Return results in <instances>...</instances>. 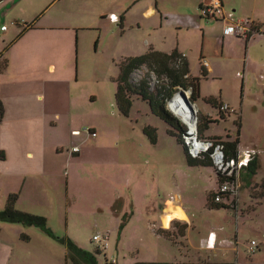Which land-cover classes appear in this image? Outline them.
<instances>
[{
    "label": "rangeland",
    "instance_id": "obj_1",
    "mask_svg": "<svg viewBox=\"0 0 264 264\" xmlns=\"http://www.w3.org/2000/svg\"><path fill=\"white\" fill-rule=\"evenodd\" d=\"M149 1L0 4V26L13 29L1 39L8 65L0 68V97L8 98L9 112L0 121V210L17 194L16 209L45 217L55 235L93 253L98 264H202L236 254L240 263L264 264L258 187L264 179V0H230L225 19L201 16L199 0H157L165 24L159 13H142ZM183 16L186 22L176 25ZM239 20L260 32L246 46L235 38L222 52L224 29ZM150 46L187 55L190 75L199 79L195 106L214 121L206 134L238 137L239 154L258 156L257 173L242 169L237 196L222 200L226 207H207L213 169L187 164L169 125L146 101L134 95L128 115L116 106L120 63ZM49 61L54 73L46 69ZM202 61L214 73L202 76ZM139 79L153 93L168 87L165 75L145 65L131 75L132 82ZM210 98L229 105L223 117ZM145 126L156 129V143ZM177 194L174 206L188 220H177L184 214L170 203L161 218L164 198ZM94 234L105 236L107 246L93 241ZM0 236L12 243L10 264H73L65 261V246L36 226L0 221Z\"/></svg>",
    "mask_w": 264,
    "mask_h": 264
},
{
    "label": "trees",
    "instance_id": "obj_2",
    "mask_svg": "<svg viewBox=\"0 0 264 264\" xmlns=\"http://www.w3.org/2000/svg\"><path fill=\"white\" fill-rule=\"evenodd\" d=\"M5 0H0V3ZM120 24L122 21L120 20ZM32 23L27 25V28H31ZM255 32L259 33L260 26L255 24L253 26ZM26 29V28H25ZM180 53L176 50H173L170 53H164L153 48H149L147 52L139 54L136 56L127 57L122 60L119 67V75L117 78V88L115 92V103L118 110L124 114L128 115L129 110L132 105L133 96L141 98L149 104L151 112L164 120L170 127L168 133L174 136L179 145L182 146L186 162L189 166H212L209 158H191L186 150V147L183 144L182 134L184 132V127L181 122L173 116L166 108V101L171 97L175 92L177 86L183 88L191 87V100L196 101L199 91V79L189 75V67L187 61L184 59L183 63L179 66H175V58L178 57ZM7 64L6 59L3 56V53L0 52V68L5 67ZM147 66L151 70L155 71L157 76L160 77L165 75L168 80V87L161 86L156 93L150 91L148 83L144 79H139L136 82L131 81L132 73L139 69L141 66ZM203 74V75H202ZM185 75H187L185 77ZM201 75L205 76L206 71L204 67L201 69ZM209 102L213 103L216 107L219 108V105L222 103H215L214 99H208ZM228 111V110H227ZM226 112V111H224ZM224 112H220L223 117ZM214 122L208 115H199L198 130L199 134L203 138H209L212 140L221 141L224 150L228 156H237L238 154V137L234 140H227V138L214 137V136H205L204 132L207 130L208 125ZM144 134L148 137L151 143H156V129L151 126H145L143 128ZM243 169H246L251 174H256L258 169L257 156L255 154L254 158ZM218 182L219 176L216 174ZM258 187L262 190L261 197L264 198V179L259 183ZM18 195L11 193L8 195L7 200L3 209L0 210V221H8L13 223H20L28 226H36L42 232L57 240L63 244L66 248L65 252V261H71L73 264H98L93 253L88 252L76 243H74L69 238L59 237L53 233L51 229L47 227L46 218L41 215H35L27 212L20 211L15 208V201ZM229 198V195H226ZM225 197V198H226ZM206 205L210 209H219L226 207L221 202L213 201V192L207 194ZM123 225H121L122 227ZM21 238L28 239L24 234L21 235ZM99 253V251H97Z\"/></svg>",
    "mask_w": 264,
    "mask_h": 264
},
{
    "label": "built area",
    "instance_id": "obj_3",
    "mask_svg": "<svg viewBox=\"0 0 264 264\" xmlns=\"http://www.w3.org/2000/svg\"><path fill=\"white\" fill-rule=\"evenodd\" d=\"M200 14L207 19H225L222 0H207L203 2L200 6ZM110 19L116 21L118 17L115 14H111ZM0 29L5 30L6 26L2 25ZM254 32L253 25L249 20H239L235 25H229L224 29L225 34L234 33L237 37L244 39H249ZM184 59L185 55L180 53L175 58V66L181 65ZM202 65L207 67L208 62L202 61ZM190 97L191 87L183 88L177 86L174 94L167 99L166 108L184 127L182 134L183 144L189 156L197 159L208 157L215 173L219 176L218 186L213 191V201L222 202L226 195H229V197L232 195L235 198L238 192L240 173L250 160L254 158L256 152L253 150L246 151L243 155L238 153L235 157L228 156L221 141L201 137L198 130L199 110ZM219 110L222 112L227 111L229 110V105L221 103ZM73 151H77V149L74 148ZM92 240L103 243L104 247L107 246L105 236L94 234ZM255 244L254 240L250 242V251L254 250Z\"/></svg>",
    "mask_w": 264,
    "mask_h": 264
},
{
    "label": "crops",
    "instance_id": "obj_4",
    "mask_svg": "<svg viewBox=\"0 0 264 264\" xmlns=\"http://www.w3.org/2000/svg\"><path fill=\"white\" fill-rule=\"evenodd\" d=\"M8 0H5V1H3V2H1L0 4H3V3H5V2H7ZM205 1H207V0H199V3L200 4H202L203 2H205ZM230 0H222V9H223V15H225L224 13H225V11L227 10V4H228V2H229ZM234 10V9H233ZM143 14H145V15H147V16H151V17H153L155 14H157V13H159L160 14V17H161V19H162V22H163V24H165V22L168 20V17H167V14L165 13V12H162L161 10H160V7L158 6V3H157V0L155 1V3L154 2H152L151 0L147 3V5L145 6V8H144V10H143V12H142ZM164 16H166V18H163ZM184 17L185 16H183V17H180L177 21H176V25H180V24H183V23H185L186 22V20L184 19ZM120 20L121 21H123V17H120ZM3 24H1V26H2ZM0 26V27H1ZM33 27V26H32ZM31 27V28H32ZM30 28V29H31ZM28 28H26L25 30H27ZM11 31H13V29L11 28H9V27H6V29L5 30H1L0 29V52H4V49H2V47H3V43H4V41H1V39H5L6 37H9V34H10V32ZM252 37V36H251ZM250 37V38H251ZM235 38L236 39H238V40H242L243 41V44L246 46V44H247V42L249 41V39H244V38H240V37H237V36H235V35H232L231 33H229V34H225L223 37H222V41H223V44H222V52H224L225 50H227V47H228V49L230 50V43H232V42H235ZM15 39H17V38H15ZM149 48H153V49H155L154 47H152V46H150ZM148 48V49H149ZM155 50H158V49H155ZM173 50H176L178 53H183L184 55H185V60L187 61V63H188V59H187V55L184 53V52H179L178 51V49L177 48H173V49H171L170 51H163V50H161V52H164V53H170V52H172ZM245 50H246V48H245ZM158 51H160V50H158ZM147 52V51H146ZM145 53V52H144ZM3 56H4V54H3ZM5 58V57H4ZM6 59V58H5ZM6 61H7V59H6ZM6 65H8V62H7V64ZM188 67H189V63H188ZM202 67L203 66H201V69H202ZM3 70L4 69H6V67H4V68H2ZM46 69H47V71H49V72H51L52 71V73H54V71H55V64L52 62V61H49L48 63H47V65H46ZM1 70V69H0ZM204 70L206 71V75L208 74V72L210 73H214V66H213V64L211 65V64H209L208 63V66L207 67H204ZM201 71V70H200ZM189 75H190V71H189ZM191 76V75H190ZM193 77V76H192ZM5 99H8V98H6V97H0V108H1V113H0V121L2 120V118H3V116H6L7 114H8V112H9V110H8V107H7V102H5L4 100ZM195 102V101H194ZM204 115V114H203ZM207 131V130H206ZM204 134L206 135V136H208L207 134H206V132H204ZM211 136V135H210ZM183 149V148H182ZM184 152V151H183ZM29 156L30 155H32V153L31 152H28L27 153ZM1 159V158H0ZM2 159H5L4 158V155L2 156ZM257 162H258V156H257ZM258 166H259V163H258ZM209 167H211L212 169H213V167L212 166H209ZM244 170H246V169H244ZM213 171H214V169H213ZM214 173H215V171H214ZM240 178V177H239ZM239 185H240V183H239ZM218 186V179H217V176H216V173H215V178H214V181L213 182H211V183H209V186L207 187V190H206V193L208 194V193H212L215 189H216V187ZM207 194H206V199H207ZM180 199V194H177L176 196H174V198H173V196H166L165 198H164V200H163V204L160 206V208L164 211V213L161 215V218H162V216H163V218H164V214H165V207H166V205L167 204H171L172 205V207H178V208H180L181 209V211H182V213L184 214V219H177V220H182V221H185V220H188V216L186 215V213H185V211L183 210V208H182V206H180V205H176V206H174V201L175 200H179ZM225 199H227V200H229V198H225ZM233 200H234V198H233ZM221 204H224L223 202H221ZM173 222V220L170 222V223H172ZM164 223V222H163ZM12 243H10V242H8L5 238H3V237H1L0 236V264H10V261H11V259H12V257H13V255H14V251L12 250ZM13 245H15V243L13 244ZM234 262H238V263H240L239 261H238V257H237V254L235 255V258H234V260H226V261H222V262H211V263H202V264H228V263H234ZM240 264H253L252 262H249V263H240Z\"/></svg>",
    "mask_w": 264,
    "mask_h": 264
},
{
    "label": "flooded vegetation",
    "instance_id": "obj_5",
    "mask_svg": "<svg viewBox=\"0 0 264 264\" xmlns=\"http://www.w3.org/2000/svg\"><path fill=\"white\" fill-rule=\"evenodd\" d=\"M96 258V257H95ZM96 261H97V259H96Z\"/></svg>",
    "mask_w": 264,
    "mask_h": 264
}]
</instances>
